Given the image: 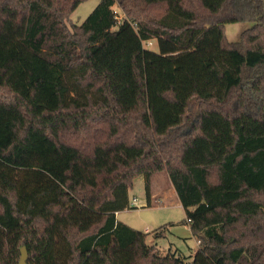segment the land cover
<instances>
[{"label":"trees","instance_id":"trees-1","mask_svg":"<svg viewBox=\"0 0 264 264\" xmlns=\"http://www.w3.org/2000/svg\"><path fill=\"white\" fill-rule=\"evenodd\" d=\"M83 1L0 0V264L23 244L30 264H264V0H100L71 22ZM150 38L173 67L152 106ZM159 173L192 259L117 218Z\"/></svg>","mask_w":264,"mask_h":264},{"label":"rangeland","instance_id":"rangeland-1","mask_svg":"<svg viewBox=\"0 0 264 264\" xmlns=\"http://www.w3.org/2000/svg\"><path fill=\"white\" fill-rule=\"evenodd\" d=\"M99 1L85 0L81 2L71 14V22L82 23ZM252 24L251 21L227 23L225 34L230 41H237L241 33ZM143 46L146 52V78L151 97L150 105L152 106L157 95L170 94L173 88V67L169 59L160 54L156 38L144 40ZM159 178H161V186L156 185V187L165 189L168 181L163 175ZM158 181L156 179L155 183L157 184ZM134 197H138L142 203H147L144 178L141 175L135 178L133 187L129 189L130 202ZM172 200L173 198H162V200H157L155 206L152 207H142L139 202L137 206L131 205V207L119 211L118 218L136 229L143 231L146 228L149 229L148 243L156 244L162 254L169 252L170 249H178L183 255L192 259L193 252L198 246L197 238L192 233L190 223L187 222L184 207L179 202ZM156 231H158V235Z\"/></svg>","mask_w":264,"mask_h":264},{"label":"crops","instance_id":"crops-1","mask_svg":"<svg viewBox=\"0 0 264 264\" xmlns=\"http://www.w3.org/2000/svg\"><path fill=\"white\" fill-rule=\"evenodd\" d=\"M162 175L168 181L167 182V186H166L165 189H159L158 187H156V185L157 186H159V185L161 186V178H159V177L162 176ZM156 179H157V181L159 179V181H158L157 184L155 183L156 182ZM160 196H162V198H166V197L167 198H173V200H172L173 202H176L177 201V202H179L182 205V203H181V201H180V199H179V197H178V195L176 193L175 187H174L173 183L171 182V180L169 179V176L167 174H160L159 173L158 175H155L153 177L152 185H151L150 205L148 204V198H147V203L146 202L145 203H142L139 200V198L138 197L137 198H138V202H140V204H141L142 207H152V206H155V202L157 200H162V198H160ZM118 216H119V212H117V218H118ZM168 228H169V226H168ZM144 231L150 232V230L147 229V228ZM157 233H158V231H156V234ZM197 243H198V240H197ZM197 248H198V246L195 248L194 252L196 251ZM169 252H176V253H179V254H182L183 255V253H181L180 251H178V249H175V250L170 249Z\"/></svg>","mask_w":264,"mask_h":264},{"label":"water","instance_id":"water-1","mask_svg":"<svg viewBox=\"0 0 264 264\" xmlns=\"http://www.w3.org/2000/svg\"><path fill=\"white\" fill-rule=\"evenodd\" d=\"M21 255L18 264H30L28 261L29 252L25 244L20 247Z\"/></svg>","mask_w":264,"mask_h":264},{"label":"built area","instance_id":"built-area-1","mask_svg":"<svg viewBox=\"0 0 264 264\" xmlns=\"http://www.w3.org/2000/svg\"><path fill=\"white\" fill-rule=\"evenodd\" d=\"M133 24L136 25L135 22H134ZM149 43H150V42H149ZM149 43H148V44H149ZM138 203H139V202H138V198H137V197H134L133 200H132V202H130V205H135V206H137Z\"/></svg>","mask_w":264,"mask_h":264}]
</instances>
